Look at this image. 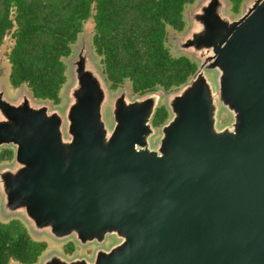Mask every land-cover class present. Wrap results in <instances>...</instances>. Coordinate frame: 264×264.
Segmentation results:
<instances>
[{
  "label": "water",
  "instance_id": "1",
  "mask_svg": "<svg viewBox=\"0 0 264 264\" xmlns=\"http://www.w3.org/2000/svg\"><path fill=\"white\" fill-rule=\"evenodd\" d=\"M229 2L189 9L177 49L198 65L178 86L112 97L80 63L65 111L0 100V145L16 148L0 207L34 232L96 244L92 257L41 264H264V0H245L236 17Z\"/></svg>",
  "mask_w": 264,
  "mask_h": 264
},
{
  "label": "trees",
  "instance_id": "2",
  "mask_svg": "<svg viewBox=\"0 0 264 264\" xmlns=\"http://www.w3.org/2000/svg\"><path fill=\"white\" fill-rule=\"evenodd\" d=\"M195 0H0V49L10 36L6 56L14 84L28 82L39 96L58 98L65 80V58L84 24L93 23L92 41L102 57L112 88L125 83L134 93L170 88L186 81L197 59L175 54L169 28L185 27V9ZM245 0H230L239 10ZM168 116L160 105L155 124ZM10 149L0 150V160ZM47 245L20 217L0 214V264L36 262Z\"/></svg>",
  "mask_w": 264,
  "mask_h": 264
},
{
  "label": "flooded vegetation",
  "instance_id": "3",
  "mask_svg": "<svg viewBox=\"0 0 264 264\" xmlns=\"http://www.w3.org/2000/svg\"><path fill=\"white\" fill-rule=\"evenodd\" d=\"M82 31L79 33L77 40L72 44V51L65 58V62H66L65 70H64L65 80L62 83V86L59 90L58 98H54V99L50 98V97L36 95L34 93L33 89L30 87L28 82H23L20 84H14L12 82L11 76H10L11 64L9 62L8 57L6 56V50L4 52H2L0 49V100L8 99V100L18 102V101H21L24 97L30 96L34 101V104H36L38 106H43V105H47V104L51 103L50 104L51 110H54V109H59L60 111L64 110V108L66 107V103L69 100V96L71 95V89L74 88L75 86H77L78 84H80V78H79L80 63H85V65H87L88 67H91L90 66L91 55H90V49H89V48H91V46H90L89 42H87L88 40H85L83 34H81ZM82 41H83L82 45L79 46V44ZM92 44H93V41H92ZM92 48H93L94 53L96 55L100 56V62L102 63L101 55L97 52L94 45ZM2 53H3V55L1 56ZM102 65H103V63H102ZM51 106H55V107L52 108ZM0 113H1V109H0ZM164 120H162L158 124H155L153 122V124L155 126L159 127V125ZM3 149H10L12 151V155H9V154L4 155V158L0 160V170L9 168L13 164V161L15 160V151H16L15 147H13L12 145H0V150H3ZM0 204H1V198H0ZM2 210L3 209L0 207V214L3 212V215L6 216V220H9L12 217H18V216H15V214H6L8 212H6L4 210L2 211ZM26 225H27V223H26ZM28 228H29V226H28ZM29 230H30V228H29ZM39 239L46 240L47 245H46L45 249L43 250V252L40 254L36 263L39 260H42L43 256H45V254L48 255V254L57 252V251H55L57 249H52V248L50 249V251L47 252V249L50 246L48 244L47 239L41 238V237ZM65 242L66 243L64 245H65L66 251L73 253V251L76 249V247H80L82 250L83 249L86 250L85 253H82L80 255H87V256L92 257L94 254V251L96 249V245H94V244H92V245L89 244L87 246H81L76 241H73L72 239H69ZM109 243H110L109 241H106V245H109ZM76 254H79V253H76Z\"/></svg>",
  "mask_w": 264,
  "mask_h": 264
},
{
  "label": "rangeland",
  "instance_id": "4",
  "mask_svg": "<svg viewBox=\"0 0 264 264\" xmlns=\"http://www.w3.org/2000/svg\"><path fill=\"white\" fill-rule=\"evenodd\" d=\"M197 2H198V0H195L194 2H192L191 4H189L186 7V9H185L186 24H185V27L182 30H178V29L171 28V27L169 28V31H168V44L170 46L171 51L173 53H175V54L185 53V54H188V55H190V56L193 57V55L191 54V52H188V51H179L177 49V46H178L177 45V43H178L177 41H178L179 38H183L186 35L187 31L190 30V28H191V26L193 24V21L189 18V15H188L189 14V9H191L192 7H194L197 4ZM243 4L244 3H242V5L240 6L239 10L236 11V10L232 9L231 2H229L226 10H227V12L230 15L236 17V16H238L239 14L242 13V11H243ZM92 28H93V23L89 20L88 22H86L84 24V29H83V31H82L81 34H83L85 40H88L87 42H89V44L91 46V48H89L90 49V55H91L90 66L91 67H94L95 69H97L98 71H100L103 74L104 80H105V83L107 85L109 94H111V96L113 97L114 95H116L117 93H119L120 90L123 87H126L127 86L129 92L131 93V96L135 97V96L139 95L138 93H134L132 91V89L129 87V84L128 83H125V84H123V85H121V86H119L117 88L110 87V83H109V81H108V79L106 77V74L103 72V65L100 62V56L99 55H96L94 53V51H93V48H92L93 47V44H92L93 29ZM9 43H10V36L7 35L5 37L4 45H3L2 49H1L2 52H4L6 50V48L9 45ZM82 43H83V41L79 44V46L82 45ZM2 55H3V53L1 54V56ZM206 73H207V75L213 81H215V79H216L215 78V76H216L215 70L208 69V70H206ZM70 99H71V95L69 96V100L66 103V107H67ZM165 100H166V98H163L160 105H162V104L165 105ZM51 107L53 108L55 106H51ZM66 107L64 108L63 111H65ZM168 116H169V111H168ZM107 120H108V122L110 124V119L108 117H107ZM230 121H231V113L226 108H221L220 111H219V114H218V125L219 126H223V125L229 123ZM161 124L159 125V127L158 126H155V127L159 130L160 127H161ZM159 135H160V133L158 132L154 137H152V140H155L156 141V139L159 137ZM12 146L15 147L14 145H12ZM14 165H15V160L13 161V164L11 166H14ZM0 198H1V195H0ZM6 214H15V216H18L21 219H23L27 223V225L29 226V228H30L29 223L26 221L25 217L20 212H13V213H6ZM1 215H2V218L6 219V216L3 215V212L1 213ZM30 230H31V228H30ZM31 233L34 236H36L37 238H40L41 237V238H46L47 239L48 244L50 245L49 248L47 249V252L50 251V249L52 248V249H57L55 251H57L58 254H61V255L65 256V257H69V258L75 257V256H87V255H80V254L86 252V250H84V249L82 250L80 247H76V249L73 251V253L72 252H69V251H66L65 245H64L66 243L65 241H67L69 239H72L73 241H75L73 238H66V239H60L59 240V239H55V238L49 236L47 233H44L43 231L41 233H37V232H34L33 230H31ZM113 240H114V237H111V236H108L107 237V241L112 242ZM78 244L81 245V246H84V245H82L80 243H78ZM90 245H92V244H90ZM94 245H96V244H94ZM76 253H79V254H76ZM46 256H47V254H45V256H43L42 260H39L37 263L35 262V263H32V264H41L42 261H43V259H44V257H46ZM87 257H90V256H87ZM13 264H23V263H21V262H15L14 263L13 262Z\"/></svg>",
  "mask_w": 264,
  "mask_h": 264
}]
</instances>
